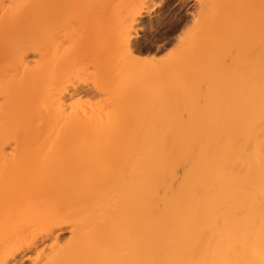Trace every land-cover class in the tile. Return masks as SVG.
I'll return each mask as SVG.
<instances>
[{
  "label": "bare ground",
  "instance_id": "1",
  "mask_svg": "<svg viewBox=\"0 0 264 264\" xmlns=\"http://www.w3.org/2000/svg\"><path fill=\"white\" fill-rule=\"evenodd\" d=\"M240 1L235 0V5L238 2L240 4ZM59 2L0 0L1 31L24 27L35 30L37 35L35 41L32 39L30 45L27 44L28 50L22 48L24 52L20 57L23 56V61L34 53L47 51L46 54H40L41 58L46 55L41 59L42 65L46 67V49L49 47L41 51L40 47L45 44L46 38L42 43L40 37L43 36L40 34L41 31L42 35L45 31L50 33L48 29L43 31L44 24L48 23L45 21H49L46 17L54 16L55 13L58 15L55 6L63 4L60 2L57 5ZM83 6L86 8L83 4L76 9V12H81H77L80 16H85L89 9L87 7L83 11ZM232 7H235L234 4ZM95 8L87 10L95 12V17L91 15L93 19H97L99 14L96 12L100 11ZM60 9L61 6L59 11ZM46 12L47 15L44 16ZM147 14L149 13L144 6H139L132 17L129 16V25L126 24L127 21L124 24L128 29L132 28L140 24ZM174 23L180 24L177 20ZM49 24L51 23L48 26ZM89 25L86 29H91L89 37L92 38L86 39L89 31L87 33L81 28L84 35L80 32V37L76 34L77 37L72 39L75 43L78 41L76 47H79L76 52H72L74 55L70 53L74 45L71 40V49H67V55L64 50L55 49L57 52H53L56 57L64 51L61 54L63 58L60 55L57 59L54 57L57 62L54 61L53 71H45V67L40 64V68H37L42 74L36 78V92L42 85L46 88L43 84L44 77L52 73L51 76L48 74V78L52 77L51 87L46 90H51L53 107L51 110L47 107V117L35 123L28 112L27 127L34 131V128L45 126V129L52 132V155L36 167L19 160L16 154L0 160V181L6 184L0 191L3 194L0 197L3 196L2 199L7 201L5 206H0V212L3 210L6 213H0V264H22L25 259H30V263L33 261L32 264H264V38L260 41L229 43L220 40L222 42L209 48L214 55L213 68L217 66L212 70L221 77L225 76L227 79H224L228 80L230 86V114L227 113V108L224 112L222 109L218 117V112L215 111V118L209 120L204 112L205 116L201 115L208 123L201 119V124H198L201 118L198 117V120L192 119L193 124L190 120L189 124L187 121L181 125L182 120L179 119L177 124H165L164 120L163 124L160 121H157L159 124L155 121L151 124L150 120L148 122L144 119L143 122L137 116L138 110L134 111L140 121L136 117L131 118V122L128 118L122 120L125 119L124 114L123 118L119 117L120 112L125 111L123 108L131 107L126 105L122 108L119 98H123V93L125 95L126 91L130 92L132 87L131 91L138 89L133 76L138 79L146 68L150 74L157 72L154 74L156 77L161 74H158L159 68H155L156 72H153L156 62L153 64L154 61L141 57L138 54L141 50H138L134 38L127 37L120 48V51L124 49L125 52L124 55L121 53V64L120 60V65L116 63L119 67L113 65L108 69H101L107 72L102 74L103 85L107 88L101 90L108 92V95L112 94L115 100L111 103L113 110L107 112L108 119L104 117L103 121L97 111L92 112L94 115L90 114L94 118L86 116L87 110L80 115L75 108L80 103L74 102L78 98V101H82L79 97L81 93L77 94L78 97L74 96L79 91L77 89L81 88L79 81L82 82L83 78L84 81L93 73L91 69L95 68L90 66L92 68L89 69L88 65H83L85 61L79 65L76 56L85 52L89 44H95L96 38H103L97 28L90 22ZM93 28L97 29L96 32L93 30L95 34ZM57 33L55 45L59 42L56 39ZM261 33L259 34L264 37V30ZM93 35L98 36L95 38ZM80 45L83 51L79 53ZM202 49L205 51L206 48ZM205 54L206 51L200 54L201 57L194 58L201 62ZM67 58L69 67L67 65L66 69L64 61ZM205 61L209 63L208 60ZM3 65L0 73L8 68ZM204 65L201 62L199 68ZM208 65L210 63L207 64L209 70L212 65ZM122 69L131 73L125 75L127 71L124 70L123 73ZM65 70L69 71L70 79L72 78L69 88L73 93L75 91L74 94L71 92L73 99L69 98L74 103V110L70 109L72 111L69 114H65L64 108L67 107L64 106V96L65 92L70 91H66L68 88L65 89V86L61 87V74L68 73ZM127 74L131 76L127 78L129 86L132 82L135 85L120 86L124 83L121 79H125L124 75L128 76ZM148 74L145 73L144 76ZM171 74L174 76V73ZM153 76L152 78L155 77ZM118 81L120 87L116 88ZM144 84L145 81L142 85ZM142 85L139 84L140 87ZM15 87L12 82L0 77V97L15 92ZM220 87L217 86L218 89ZM118 89L120 92L123 90V93ZM32 91L33 88H29L28 94L33 93ZM225 100L227 98H224L223 104ZM218 101L214 103L217 104ZM115 105L116 108L121 107L119 114H115ZM134 111L131 107L130 112ZM196 112L199 115L200 112ZM225 112L229 116L225 117ZM202 121L206 124H202ZM31 137L26 138L28 140ZM12 182L16 183L15 187L11 185ZM64 227H68L67 231ZM67 232L69 237L65 236L67 240H64L63 234Z\"/></svg>",
  "mask_w": 264,
  "mask_h": 264
},
{
  "label": "rangeland",
  "instance_id": "2",
  "mask_svg": "<svg viewBox=\"0 0 264 264\" xmlns=\"http://www.w3.org/2000/svg\"><path fill=\"white\" fill-rule=\"evenodd\" d=\"M59 1L62 2L63 4L61 5L60 2L56 3L57 5L60 4L59 6H55L56 9L58 10L57 11L58 15L55 13L54 16L53 15L49 16V15H47V12L44 15V16L47 15L46 19L49 20V21H45V23L50 22L51 24H49V26H48V23L44 24L45 26L43 28V31L48 29L50 33L48 34V31H45L42 35V31H41V34H40L41 36H43V37H40L42 43H43L44 39L46 38L44 41L45 44L43 43V46L46 45V47H43L41 45L42 43L39 42V44L42 47V48L40 47L41 51H43L44 48L46 49L47 47H49V49H46V50H48V54H47V58H46V60H47L46 67L44 65H42L41 59L44 56H46L45 54L47 51L46 52L45 51L40 52L39 54H38V52L34 53V55L32 54L27 60H24V61H23V59H24L23 56L21 55L22 58L20 57V54L22 52H24L23 49L28 50L27 44L30 45V43H31L30 41L32 39H33V41H35L34 38L35 39L37 38V35H35L36 34L35 30L34 31L27 30L24 27H12L7 32L0 30L1 31L0 32V64L3 65L4 63H6L3 66L8 67L7 69L2 70L3 72L1 71L0 77H4L6 81L12 82L16 86L15 87L16 91L14 90L15 92H13L12 94H6L7 96L5 94H3L0 97V99H1L0 100V160L5 159V158L9 157L10 155L16 154L17 155L16 158H18L19 160L25 161L30 166L36 167L42 160H44V159H46L52 155V151H51V146L53 143V141L51 139L52 132L50 130L45 129V126L44 127L43 126L37 127V129L33 127L34 131L30 128L28 129V127H27V122H28L27 113L30 112L31 115H29V117L34 123L38 122V120L39 121L44 120V118L47 117V114H46V111L48 109L47 107H49V110H51L53 107L52 106L53 105V99L51 97V90L48 92L46 89L48 87H51L52 77L50 78V76L52 73L51 74H49V73L51 71H53L52 67L55 69L54 63L57 62V60H54V57H55L54 53L57 52L58 50H60V51L64 50L65 54H66V52H68L69 49H71V47H70L71 40L74 39V37L76 38L77 36H79L78 34H80V32L83 33V31H81V28L83 30L85 29L84 31H87V33L89 31V34H87L88 37L85 36L86 39L92 38L91 36L89 37L91 29L90 30L86 29L87 26L90 27L89 22L91 23V25H93L95 28H97L99 32H101L100 35H103L102 36L103 38H102V40L100 39L101 40L100 41L99 39L96 38V36H98L99 34L96 36L93 35V37L96 38L97 42L94 40L95 44H92L94 46L89 44L88 49L86 48L85 52H81V51H83L82 50L83 48L80 45L81 50L78 52L79 53L81 52V54L78 57L76 56V61L79 65H82V63L85 61L86 63H83V65H88L89 67L95 66L94 70L92 67L89 68V69L92 68L91 71L93 73H90V75L87 78H85L84 81H83L84 78L82 79V82L79 81V85H81L80 86L81 88L77 89L79 91L76 93L74 91V93H75L74 94L73 90L69 88L71 86V83H70V80L72 79V78L70 79L71 75H70L68 70L67 71L65 70L68 73L65 72L66 74H64V72H63V74H61L62 75L61 87L65 86V89L68 88L66 91H68V90L70 91V92H65V96H64V97H66V98H64V103H65L64 106L67 107V108H64V109H66L65 114L66 113L69 114V111H72L70 109H73L72 108L73 97L71 95L74 94V96L78 97V95H80V93H81V95L79 96L80 100L82 99L81 102L78 101L79 98L77 99L75 97L77 99V101L74 99V102L80 103V105L77 106V107H79V109L75 106L76 111L79 114L80 113L83 114V111L87 110L85 112V113H87L86 116L94 115V114H92V112L93 113L94 112L96 113V111L100 112L99 115L102 118H100L98 116H97V118H100L101 120H103L104 117L107 118L108 113L113 110L112 109L113 104H111V103H112V101L113 102L115 101L113 99V96H111L112 94L109 93V95H110L109 96L108 92H105V90H101V89L107 88V87H105L106 85H103V83H104L103 77L104 76L102 75L103 73L106 74L107 72H103V70L108 69L110 66L113 67V65L119 67V65L121 64V61H123L121 59V57L123 58L121 53L123 54L125 52L124 49H122L120 51V48H121V46L123 47V45L125 44L124 43L122 45V43L124 42V39H126L127 37L128 38H130V37L134 38V40H135L134 43L136 44L137 48H139L138 50L139 51L141 50L138 53L141 57H143V58L146 57L149 61H152V62L154 61L153 64L156 62L154 65L155 67H154L153 72H156L155 68H159L160 72L158 74H160V73L161 74L159 75V77H158V75L156 77L154 74H157V72L154 74L151 73L152 74L151 75L150 71H148L146 68V70L144 69L145 71H143V74H142L143 76L142 75H141V77L137 76L138 79L135 77V79H137L136 81H134L135 79L133 76V82L137 83L136 86L137 85L138 86L136 88H138V89L131 91L133 89V87H132L130 92L126 91L127 93L125 95L122 92L123 90L121 91L123 93V98H119V99H121L120 100L121 105H122L121 107L122 108L124 106L126 107V105L131 106L133 111L138 110L139 114L137 113V116L142 121H143V119L148 120V122L150 120L149 123H151V124H153L152 122H154V121H155V123H157V121L158 122L160 121L159 123L163 124V120H164L165 124L166 123L168 124L171 122H172L171 124H177L178 119H179V120H182L181 125L186 124L187 121H188L187 124H189V122H191L190 120H192L194 118L195 119L197 118V120H198L200 117L201 118L199 119L198 124H201L200 123L201 119H204L205 121H207V119H205V117L204 118L202 117L204 112H206L205 113L206 117L209 120L212 119L213 117L215 118L216 112H218L217 113V117H218L219 112H222V109L224 112L227 108L226 111L228 114H230L229 113L230 110L228 109L230 107L229 105L232 101V100L230 101V98H231L230 97L231 92L229 91L230 86L228 84V80L226 81L224 79L225 76L223 77V75H222V77H223L222 78L221 75L219 76V74L217 72L212 70V69L217 68V66H216L217 63H215L216 68L215 67L213 68V66H214V63H213L214 55H213V52H210L211 50L209 48L212 45H216V44H218V42H222L224 40H225L224 41L225 43H229V42H234V41H245V40L260 41V39L262 40L264 38L263 35H260V34H262L261 32L264 30V9H263L264 6H262V5H264L263 4L264 0H261V1L259 0L260 2L255 0L254 4H253V0H241L240 4H239V2L236 3V5L239 4L237 6L235 5V0H59ZM83 4H85V6H86V8H84V6H83V8H84L83 11L85 9H87V7L89 9H92V10L96 6H97V8H95V9L99 8L98 10H100L101 12L100 11L96 12L97 15L99 14L98 17L96 16L97 19L96 18L93 19V17L91 15H93L94 11H89L90 12L89 13L87 11L89 9L86 10L85 16L83 14H81L83 16H80L77 14V12H78V11L76 12L77 7L79 5L82 6ZM233 4L235 7H232ZM252 5H253V7H252ZM60 6H61V9L59 11ZM92 6H93V8H92ZM139 6H144L145 10L149 14H147V17H145L142 20V22H141L142 24L140 23L138 25L133 26L132 28L130 27L131 28V30H130V28L128 29L126 24H128V20H130L129 16L132 17L133 13L137 10V8ZM255 6H256V8H255ZM252 9L253 10L255 9V10L252 11ZM83 11H82V13H83ZM251 11L254 14H251L252 13ZM78 13H81V12H78ZM54 17H56V18H54ZM90 18H91V21L89 20ZM46 19H44V20H46ZM179 19H180V21H178ZM176 20H177V22H180V24L174 23V22H176ZM126 21H127V23H126ZM124 23H126V24H124ZM173 23H174V25H173ZM84 24H87V25H84ZM83 25L85 26V28ZM95 28H93L92 31ZM97 29L94 31L96 32ZM56 31H58L60 35ZM94 31H93V33H94ZM55 33H57V35L59 36L58 37L56 35L57 36L56 39H59V42H60L59 43L57 40L58 44H56V45H55V43H56L55 42ZM93 33H91V34H93ZM76 34H77V36H76ZM83 35H84V33H83ZM40 38H39V40H40ZM82 39H83V37H82ZM220 40H222V41H220ZM72 41H74V40H72ZM77 42L78 41H76V43H75V41H74V43H73L74 45L72 44L73 50L70 53H72L73 51L76 52V50H78L79 47H76ZM125 42H126V40H125ZM54 46L58 47V49L56 47L54 48ZM59 46H61V49H59ZM86 46H83V47H86ZM75 48H77V49H75ZM197 48H200V49H197ZM202 48H204V49L206 48L205 49L206 54L204 55V60L202 58H200V59H202L201 60L202 64L205 63V65H206V66L204 65V67L203 66L202 67L203 68L206 67V69L199 68L200 67L199 65L201 64V62L198 61L199 59L194 58L195 56L197 58L201 57L200 54H203L205 52ZM67 49H68V51H67ZM201 49H202V51H201ZM53 50H55V51H53ZM32 51L35 52L34 50H32ZM64 51H62V53ZM44 52H45V54H44V56L42 55L43 57L41 58L40 54L44 53ZM108 52H110V53H108ZM73 53H72V55H74ZM61 54L58 53V56H56L55 58L57 59V57H59V55L61 56ZM108 54L109 55L111 54V55L109 56ZM61 57L63 58L64 56H61ZM70 57H71V55H70ZM62 58H60V59H62ZM68 58L64 61V63H66L65 68L68 65V61H67ZM4 59H6V61H3ZM205 59L208 60V62L210 63V65H208V67L212 65L211 67H209V68H211L209 70L207 69V64H209V63H207V61H205ZM119 60H120V62H119ZM193 60H196V61H193ZM70 61H72L71 58H70ZM98 61H99V65L96 66ZM1 62H3V63H1ZM43 62H45V61H43ZM94 62H96V63L94 64ZM116 63L119 65H117ZM39 64L42 65L43 67H45L43 69L45 71H48L49 72L48 74L50 76L48 78V74H46V76L44 77V81L42 80L43 84H45L46 88H43V85H42L43 89L41 88L39 91L36 92L35 91L36 83L38 81V80L36 81V78H39L40 74H42L37 69V68H40ZM48 64H49V66H48ZM58 64H59V60H58ZM1 65H0V69H2ZM172 65L174 66V68ZM88 66H87V68H88ZM68 67H69V65H68ZM96 67H98V68L96 69ZM175 67L178 69H176ZM183 67L186 70H184ZM4 68H6V67H4ZM50 69H51V71H50ZM60 69H61V67H60ZM101 69H103V70H101ZM181 69H183V70H181ZM110 70H112V69H109V71ZM124 70H123V73L125 71H127V72H125V75H126V73H131V72H128L127 69L125 71ZM177 70H179V71H177ZM202 70H203V72H202ZM144 72L146 74L149 73L147 76L150 75L151 77L148 78L147 76H144L145 75ZM207 72H209V73L207 74ZM171 73H174L173 74L174 76H172ZM184 73L186 74V76ZM180 74H181V76H180ZM26 75L29 76V78ZM32 75H33V77H32ZM67 75L69 78L67 77ZM125 75H124L125 79L124 78L121 79V81L123 80L124 83L120 84V82L118 81V83H116V88L120 87L122 84L125 86H128V87L135 85L132 82L131 83L132 85L130 84V86H129L127 81L129 79L128 77L130 75H128V74H127L128 76H125ZM30 76H31V78H30ZM152 76L154 78H152ZM210 76H211V79H210ZM101 77L103 80H100L102 82H100V84H99V79ZM217 77H218V79H217ZM47 78H48V80H47ZM130 78H131V76H130ZM14 79H15V81H14ZM26 79H28V80H26ZM77 79L78 78H76V80ZM208 79H209V81H208ZM222 79H224V80H222ZM29 80H30V82H29ZM138 80H140L143 83L145 81V84L142 85L143 83H141ZM84 82H86V83H84ZM119 84H120V86H119ZM139 84H140V86L142 85V87H140ZM76 85H78V83ZM221 85H222V87H220ZM125 86H122V88L124 89ZM217 86L220 87L221 89L220 88L218 89ZM31 87L33 88L34 91H32L33 93L28 94V89ZM25 88H26V90H25ZM99 88H100V90H99ZM222 88L224 89L223 91H222ZM80 89H82V90H80ZM119 89L121 90V88H119ZM119 89H118V91H119ZM217 89L219 91H216ZM71 92L73 94H71ZM131 92H132V94H131ZM226 92L229 93V96ZM214 93H216V94L214 95ZM220 93H222L223 95ZM8 95H10V96H8ZM120 95H122V94H120ZM69 98H72V99H69ZM224 98H227V101L225 100L226 104L225 103L223 104ZM228 98H229V100H228ZM214 99L215 100L217 99L216 101L221 99L220 102H222V103H220L218 101V103L215 104L216 101ZM104 103H106V104H104ZM134 104H137V106H134ZM73 105H74V103H73ZM217 105L219 106V108ZM89 106H90V108H89ZM116 106L117 105H115V108H116ZM215 106H217L216 109L218 111L215 109ZM121 107L118 106V108H116L115 114H119L118 112H119ZM131 107H129V109H127V107L123 108L125 111H122L123 113L120 112V114L121 113L122 114L121 115L119 114V117L121 116L123 118L126 115L125 119L121 118L122 120H126V118H128V120L131 122V120H132L131 118H135V117L138 118L137 116H135V111L130 112ZM93 108H95V109H93ZM77 109L79 111L81 110V112H79ZM13 110H14V112H13ZM93 110H95V111H93ZM196 111L200 112L199 115L196 114L197 113ZM102 112H103V114H101ZM133 113H134V115L131 116V114H133ZM225 113H223V115H225V117L229 116L227 113H226L227 115ZM123 114H124V116H122ZM220 114H222V113H220ZM203 116H205V115H203ZM115 117L116 116H114V118ZM92 118H94V116ZM139 118H138V121H140ZM152 119H153V121H152ZM19 120H20V123H19ZM168 120L169 121L173 120V121L169 122ZM174 120H176L177 122L175 121L176 123H174ZM133 121H136V120H133ZM193 121L194 120H192V122H191L192 124H193ZM205 121H202V124H206ZM159 123H157V124H159ZM179 123H180V121H179ZM207 123H208V121H207ZM22 135H23V137H22ZM27 136H32L30 138L31 140L30 139L27 140V138H26ZM36 137H38V138H36ZM27 144H29V145H27ZM11 185L13 187H15L16 183L12 182ZM5 186H6L5 182L0 181V191H2L5 188ZM0 194H2V193H0ZM2 198H3V196H2ZM2 198L0 197V199H1L0 200V206L1 205L5 206L7 204V201H5V199L3 200ZM0 213H3V215L6 214L3 212V210ZM67 228L68 227H66V228L64 227V229L66 231H67ZM67 233L63 234L64 240L66 237L67 238L69 237V233L68 234ZM67 238H66V240H67ZM35 256L36 255H34V257ZM21 261H20V263H21ZM32 263H33V261H32ZM32 263H30V259H28L27 261L25 259V261L22 262V264H32Z\"/></svg>",
  "mask_w": 264,
  "mask_h": 264
}]
</instances>
